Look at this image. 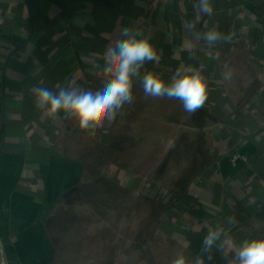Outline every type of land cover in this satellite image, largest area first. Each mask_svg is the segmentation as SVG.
<instances>
[{
    "label": "crops",
    "instance_id": "1",
    "mask_svg": "<svg viewBox=\"0 0 264 264\" xmlns=\"http://www.w3.org/2000/svg\"><path fill=\"white\" fill-rule=\"evenodd\" d=\"M197 4L198 0H0V184L13 177L17 159L21 164L16 179L42 174L43 169L50 182L54 176L47 228H53L51 217L57 216L62 203L69 202L70 213V220L61 225L62 240L57 238L60 228L49 230L56 253L60 247L63 255L67 249L73 253L84 244L79 234L86 217L72 215L74 202L82 206L99 193V198L90 199L93 206H107L114 201V184L128 186L134 176L138 180L131 196L158 206L149 238L143 237L135 247L125 246L143 254L139 262L171 264L186 253L191 258L203 254L206 264H227L220 252L214 250L210 260L202 253L207 229L217 225L235 246L245 239L264 238V0H210L211 15L200 12ZM123 29L150 34L157 50L158 61L145 63L141 76L153 72L169 80L178 68H199L208 81V96L203 107L189 114L178 99L146 97L136 79L133 101L118 110L114 127L123 122L135 131V123L142 121L144 134L157 145L154 164L145 168L158 171L111 175V169L90 179L87 169L94 175L107 149L114 151L115 164L125 147L141 144L145 136L136 131L131 141L129 134L118 133L99 150L95 143L98 154L88 164L86 158L93 154L87 150L88 140L97 142L107 132L81 130L63 113L48 117L35 107L32 87L55 90L71 83L84 90L102 88L94 65H103L105 49ZM209 30L230 39L210 47L197 39ZM235 152L245 160L233 164ZM16 179L9 183L10 198ZM151 185L157 190L151 191ZM8 195L0 189L6 204ZM144 215L147 220L151 213ZM229 217L233 225L227 223ZM126 252L134 264L133 252Z\"/></svg>",
    "mask_w": 264,
    "mask_h": 264
},
{
    "label": "rangeland",
    "instance_id": "2",
    "mask_svg": "<svg viewBox=\"0 0 264 264\" xmlns=\"http://www.w3.org/2000/svg\"><path fill=\"white\" fill-rule=\"evenodd\" d=\"M135 124V128H138V130L133 131L131 130L132 128H127L128 124L126 123L120 122L115 128L114 120L111 123L106 122L105 126L100 129L107 133H104L105 135L100 140L95 142L93 139H89L91 141L90 143L87 139L90 144L87 150L93 151V154L89 155L86 160L88 164H91L97 157L101 143L113 142L115 134H129L131 141L136 131L145 136V140L141 144L135 147L133 146L132 148L125 147V152L120 154L121 156L116 160L117 163L115 164L114 151L107 149L104 153V163L97 168L94 175L89 174L87 169L86 176L90 177V179L97 176H104L111 169V175L112 172H123L124 170L140 173L152 171V175L158 171L155 168H145L147 165L154 164L152 158L155 153L154 148L156 149L157 145L155 142L153 143L151 137L149 139V136L144 134L142 121H138ZM87 140L84 139V141ZM95 143H97V151L94 149ZM20 164L21 162L18 159L13 161V177H9L0 184V189L4 196L8 195L7 191L11 188L9 185L10 181L13 182L16 179V170ZM165 179H168V175H165ZM17 180L16 190L14 189L15 194L12 195V198L9 196L11 194H9L6 201L20 227L19 231L26 255L24 258V261H26L25 264H109L106 262L110 260H114V264H133L130 263L131 257L130 254H127L126 250L129 253L133 252L134 264L142 261L144 256L137 248H134V250L133 248L127 249L125 246L128 245L130 247L133 245L135 247L140 240L139 234L142 227L147 225L146 217H143L147 210H149L146 199L131 196L126 198V200L124 199L123 202L120 200H118L120 202L110 200L111 203L109 204L108 202L107 206H102L100 203L93 206L95 202L93 199H90L101 196L99 193H96L94 197L89 198V202L85 201L86 204L82 206L79 202H74L71 207L72 215L86 217V221L81 225V228L85 229L86 227V230L81 229L82 232L79 234L82 237L80 243L84 244L79 249L77 248L75 251H72L73 253H70L71 250L67 249V254L65 253L63 255L59 250L56 253L50 240L52 233L49 230H58L64 219L70 220V213L67 212L69 202L62 203L55 211L57 216L51 217L52 222H55L53 228L48 229L46 225L48 209L52 203L50 192H52L51 190L55 185L51 183L54 182V176L50 177V182L47 170L43 169L42 174L41 172L35 173L31 178H21L18 176ZM162 187L164 186L162 185ZM151 188H153L151 191L154 189L157 190V186L151 185ZM82 194L84 196L87 193ZM151 195H154L153 192H151ZM108 198L110 199V196ZM156 236L154 234L152 238L157 242L158 239ZM112 249H114V256L111 254ZM155 251L157 252L158 249H155ZM8 258L10 259L11 257ZM138 264L146 263L139 262Z\"/></svg>",
    "mask_w": 264,
    "mask_h": 264
},
{
    "label": "clouds",
    "instance_id": "3",
    "mask_svg": "<svg viewBox=\"0 0 264 264\" xmlns=\"http://www.w3.org/2000/svg\"><path fill=\"white\" fill-rule=\"evenodd\" d=\"M197 7L202 13H212L210 0H198ZM197 39L204 40L211 47L230 37L209 30L198 35ZM157 61V50L150 34L140 29H123L120 38L105 49L103 65H94L103 79L102 88L84 90L69 83L54 90L34 85V105L52 119L63 113L65 118L74 120L81 130L94 131L103 128L106 122L111 123L118 110L133 101V86L139 79L146 97L178 99L189 114L203 107L208 96V81L201 70L184 66L178 68L169 80L153 72L140 75L145 63ZM224 78L229 79L230 73H226ZM227 223L233 225L235 220L229 217ZM218 241L222 242L218 244ZM214 250L222 254L227 264H264V238L245 239L235 246L221 225L209 227L202 240V253L207 254L209 260ZM229 256L231 259H227ZM171 264H206V260L203 254L191 258L186 253H180Z\"/></svg>",
    "mask_w": 264,
    "mask_h": 264
},
{
    "label": "water",
    "instance_id": "4",
    "mask_svg": "<svg viewBox=\"0 0 264 264\" xmlns=\"http://www.w3.org/2000/svg\"><path fill=\"white\" fill-rule=\"evenodd\" d=\"M76 188L67 191L64 195H69ZM20 227L16 219L10 214L8 206L4 199L0 197V246L5 253L7 264H25L24 244L21 239ZM14 247V248H13ZM15 249V250H14ZM8 257H11L10 259ZM2 263V254L0 252V264Z\"/></svg>",
    "mask_w": 264,
    "mask_h": 264
},
{
    "label": "trees",
    "instance_id": "5",
    "mask_svg": "<svg viewBox=\"0 0 264 264\" xmlns=\"http://www.w3.org/2000/svg\"><path fill=\"white\" fill-rule=\"evenodd\" d=\"M138 180L136 176L133 177V180L131 181V183H129V185H125L124 187L120 186V185H117V184H114V201H122L128 197H131V189L133 187V184L135 183V181ZM118 201V202H120ZM148 205H149V211L151 213V215L147 218L146 222H147V225L148 227L145 229L143 228L141 231H140V239H142L143 237H148L149 238V235L152 234V228L153 226L155 225V223L157 222V218H156V215H157V211H158V206L155 202L149 200V199H146ZM63 226V225H62ZM64 236V233H63V227H60V232L58 234V241L59 240H62ZM60 252H62V248L60 247Z\"/></svg>",
    "mask_w": 264,
    "mask_h": 264
},
{
    "label": "built area",
    "instance_id": "6",
    "mask_svg": "<svg viewBox=\"0 0 264 264\" xmlns=\"http://www.w3.org/2000/svg\"><path fill=\"white\" fill-rule=\"evenodd\" d=\"M240 160H245V156H243L239 152H235V153L232 154V156H231V162L233 164H236Z\"/></svg>",
    "mask_w": 264,
    "mask_h": 264
},
{
    "label": "bare ground",
    "instance_id": "7",
    "mask_svg": "<svg viewBox=\"0 0 264 264\" xmlns=\"http://www.w3.org/2000/svg\"><path fill=\"white\" fill-rule=\"evenodd\" d=\"M0 241H1V239H0ZM0 252L2 254V263L1 264H7L6 261H5V258H4L5 253H4V250H3L2 246H0Z\"/></svg>",
    "mask_w": 264,
    "mask_h": 264
}]
</instances>
